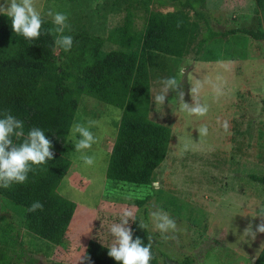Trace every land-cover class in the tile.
<instances>
[{"label":"rangeland","instance_id":"1","mask_svg":"<svg viewBox=\"0 0 264 264\" xmlns=\"http://www.w3.org/2000/svg\"><path fill=\"white\" fill-rule=\"evenodd\" d=\"M182 1L36 0V8L50 20L49 10L68 17L70 27L64 34L73 36V47L68 52L56 47L60 65L68 64V57L77 51L90 60L93 46L118 47L106 37L128 12L135 28H142L150 11L174 12ZM255 6V0H204L198 7L214 30L264 29V14H256ZM189 14L195 19L192 11ZM149 76L147 115L173 133L166 158L155 169V180L148 185L107 180L105 171L122 110L79 95L73 123L96 122L91 130L97 142L85 150L94 163L85 166L81 153L66 147L64 154L71 164L56 192L75 202L72 220L61 245L21 229L25 260L33 264H117L107 255L113 241L109 228L119 222L123 209L130 208L145 225L158 264L255 262L264 248V233H257L253 240L244 229L251 223L255 231L262 221L252 216L264 205V184L251 178L264 175V39L242 32L217 36L204 44L197 57L193 52L182 57L163 55ZM169 77L179 83L189 104L192 85L199 88L197 99L207 107L203 117L181 112L172 90L164 105L154 103L161 81ZM201 127L207 128V135H199ZM67 142L74 145L69 133ZM153 212L167 213L176 230L156 231ZM3 217L19 226L22 216L0 196V221Z\"/></svg>","mask_w":264,"mask_h":264},{"label":"trees","instance_id":"2","mask_svg":"<svg viewBox=\"0 0 264 264\" xmlns=\"http://www.w3.org/2000/svg\"><path fill=\"white\" fill-rule=\"evenodd\" d=\"M204 0H183L174 12L150 11L142 28H135L128 12L123 22L112 28L106 39L118 47L109 50L99 45L90 50V60L82 51L68 57V64H57L54 36L46 34L51 20L44 19L38 40L26 41L11 29V21L0 15V115L5 110L24 122L25 132L39 127L53 144L54 159L37 166L28 181L0 188V196L21 214L20 225L0 221V264H33L24 259L25 245L21 229L61 245L76 205L56 192L69 172L65 156L69 129L81 94L122 110L105 171L107 180L148 185L155 180L156 167L166 158L173 133L169 126L148 117L150 76L163 55L182 57L193 52L197 57L204 44L217 36L242 32L264 39V29L232 28L214 30L198 7ZM254 12L264 14V0H255ZM189 11L193 12L191 19ZM201 20V23L198 21ZM79 50V49H75ZM264 184V175H251ZM43 203V211L29 213L34 202ZM138 216L131 222L133 238L145 244L148 234L139 227ZM150 264H158L151 246ZM253 264H264V248Z\"/></svg>","mask_w":264,"mask_h":264},{"label":"clouds","instance_id":"3","mask_svg":"<svg viewBox=\"0 0 264 264\" xmlns=\"http://www.w3.org/2000/svg\"><path fill=\"white\" fill-rule=\"evenodd\" d=\"M0 15L6 16L11 21V29L17 36L23 37L26 41L38 40L44 19L36 8V0H3L0 3ZM51 17L52 28L46 34L54 36V44L57 48L68 52L73 47V36L65 35L69 29L68 17L62 12L49 10L46 14ZM179 83L174 77L161 81V92L153 96L154 103L164 105L169 90L176 92L179 101V110L189 116L203 117L207 113L206 105L197 99L199 88L193 86L190 89L192 103L184 99L182 89H178ZM95 121L89 120L84 123H73L69 134L74 140L75 151L81 153L80 159L85 166H91L94 158L87 155L85 150L91 149L97 139L92 132ZM227 129V123L224 124ZM199 135H207V128L198 129ZM53 144L45 135V131L39 127H32L27 132L24 130V122L10 111L5 110L0 115V188L9 189L13 185H22L28 181L29 173L34 168L46 164L54 159L52 151ZM44 205L40 201H34L28 208L29 213L38 210L43 211ZM151 217L154 221L155 230L161 234L176 230L175 221L164 212H153ZM252 217H260L261 223L256 226L255 231L249 227L244 229L245 235L251 236L254 240L257 233H264V205L260 206ZM135 222V213L130 208L122 210L119 222L113 223L109 232L113 241L108 246L107 255L115 260L117 264H150L152 260L151 240L147 244L137 236L133 238V229L129 222ZM143 229L145 225L140 224ZM258 258V257H257Z\"/></svg>","mask_w":264,"mask_h":264},{"label":"crops","instance_id":"4","mask_svg":"<svg viewBox=\"0 0 264 264\" xmlns=\"http://www.w3.org/2000/svg\"><path fill=\"white\" fill-rule=\"evenodd\" d=\"M11 264H16V263H11Z\"/></svg>","mask_w":264,"mask_h":264}]
</instances>
